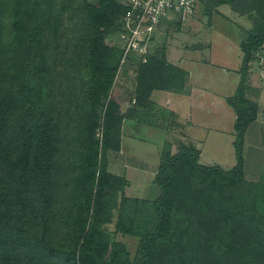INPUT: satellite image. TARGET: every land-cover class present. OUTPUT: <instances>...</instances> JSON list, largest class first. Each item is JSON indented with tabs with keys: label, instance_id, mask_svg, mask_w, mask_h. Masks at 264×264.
Segmentation results:
<instances>
[{
	"label": "trees",
	"instance_id": "16d2710c",
	"mask_svg": "<svg viewBox=\"0 0 264 264\" xmlns=\"http://www.w3.org/2000/svg\"><path fill=\"white\" fill-rule=\"evenodd\" d=\"M96 1L97 5H92L83 0L90 28L89 73L93 72L96 77L88 95L90 111L87 121L92 123L90 128L88 125L85 128L87 137L84 139L86 145L81 172L74 179L69 194L72 203L80 202L89 182H93L99 192L97 195L91 192L87 205L84 201L80 205L78 215L81 216L77 215L78 219L68 233L71 242L63 248L57 241L58 229L62 227L56 219L65 197L62 184L65 165L61 157L65 151L60 131L54 125L51 113L44 110L43 103L44 83L50 70L47 63L40 62L44 55L41 37L45 22L40 18L45 15L44 3L40 0H0V264H99L95 247L96 229L88 228L89 212L94 215L99 212L101 194L106 185L103 174L97 172L99 144L94 140V134L100 124L95 115L101 96L108 98V90L115 77L116 67L110 62L116 59V51L96 36L109 29L117 16V19L121 18L125 8L118 0ZM236 1L213 0L211 4L214 9L232 6V10L241 15L254 10L251 7L241 10L235 5ZM243 4L245 2L240 5ZM259 27L258 33L249 36L248 42L241 46L244 54L241 81L235 95L228 99L236 113L235 167L225 171L218 166L200 165V152L185 145H181L176 155H172L170 149L164 150L156 178L162 195L152 204L155 225L140 236L141 256L133 264H157L155 257L160 247L178 249L185 246L191 254L198 255L200 248L208 243L203 223L188 217L186 211L175 203L186 184L190 187L191 178L196 181V186L216 187L226 205H234L236 199V221L229 220L230 215L224 219L227 226H236V245L227 246L221 258H232L236 264H264V252L255 254L252 250L256 245V239L250 236L255 232L253 218L249 220L250 216L243 217L242 213V208L252 197V185L244 179V146L248 128L258 119V106L246 98V87L254 52L264 48V23ZM140 66L142 79L156 72L160 75L170 72L172 77L179 73L177 79L180 84L176 89L184 84L185 73L182 70L155 57H150ZM161 89L171 87L155 86L154 83L147 96L153 90ZM183 168L192 175L185 181ZM65 194L68 196L67 192ZM119 225L120 232L134 234L121 223ZM206 249L209 251V246Z\"/></svg>",
	"mask_w": 264,
	"mask_h": 264
},
{
	"label": "rangeland",
	"instance_id": "374dc122",
	"mask_svg": "<svg viewBox=\"0 0 264 264\" xmlns=\"http://www.w3.org/2000/svg\"><path fill=\"white\" fill-rule=\"evenodd\" d=\"M212 1L200 0L198 10L186 24L168 25L158 36H155L156 46L152 49L153 57L165 61V56L168 57L169 51L174 47L184 50L188 47L197 49L204 46L206 49L208 42L205 39L208 38L207 34H210L213 27V23L207 18L211 17L209 13H212V16L214 14L224 16L218 12V8H212ZM40 2L44 3L43 8L45 9V15L40 17L45 22V31L41 37V42L44 44V55L41 56L40 62L47 63L50 69L44 83L46 85L43 96L44 110L53 116L54 125L60 131V139L63 138V150L65 151V154L61 156L65 165L63 171L65 174L62 177L65 197L56 219L60 221L62 227L58 229L59 240L57 241L60 242L61 247L65 248V245L67 247L71 242L68 233L74 221L78 219L77 215L81 212L80 205L83 201L87 205L86 200L89 199L91 192L96 195L99 192L97 186L89 182L80 202L72 203L69 194L73 188L74 179L81 172L86 145L84 139L87 137L85 128L86 125L90 128L89 125L92 123L87 121V114L90 111L88 95L96 75L93 72L89 73L90 28L88 14L83 10V0H40ZM88 2L97 5L96 0H88ZM241 2L245 4L240 5ZM235 5H238L237 7L241 10L248 7L254 9L247 11L244 15L239 14L247 17L252 23V28L249 31L244 30L247 33L241 36L243 40H246V34L249 36L257 34L260 24L264 23V0H237ZM229 7L232 8V6ZM117 17L113 19L109 29L100 30V34L96 36L102 40L104 45L111 46L116 51V59L110 62V65L116 67L115 77L108 90V98L101 96L95 115L100 124L94 134V140L99 144L97 172L103 174L106 185L101 194L99 212L96 215L92 211L89 212L88 228L96 229L95 247L99 264H133L136 259L140 258V236L153 229L155 214L152 204L162 195V190L156 182L162 163V152L170 149L172 155H176L181 150L180 145H175L177 152H173L171 146L163 149L167 134L160 130L167 123V118L162 122L165 114L161 115V110L154 107L147 96L154 83L155 86H169L176 89V86L180 84V80L177 79L179 73L172 77L170 72L162 75L156 72L142 79L143 70L140 66L142 63L135 64L137 55L136 57L133 55L128 62L122 63L124 40L121 36L123 30L121 18L117 19ZM227 21L229 23L219 24L221 21L216 20V28L219 30L214 31L215 34L212 36V43L216 46L212 53L202 51L191 55L198 59L207 57L215 61V57L222 54L223 47L219 45L222 37H229L228 35L236 33V21ZM244 21L249 23L247 20ZM197 37H199L198 40ZM151 47L146 58L149 55L152 57ZM138 56L142 58V55ZM253 58V66H258L264 78V48L254 52ZM229 60L233 65L240 64L237 61L236 51L232 53ZM132 61L134 64L131 63ZM220 62L221 60L217 61V63ZM165 63L167 64L166 61ZM205 69L210 72V76H212L211 71L218 70L214 66H202L199 71L204 73ZM205 77L207 80L212 79V77ZM236 77H231V81ZM257 88L260 95L264 96V83L258 85ZM143 124H149L153 126V129L143 127L138 136ZM138 128L139 131L136 130ZM260 133L258 127L253 128L251 135L248 136V144L246 143L244 153V179L252 185V197L247 200L242 213L243 217L250 216L249 220L253 218L254 223L252 224L255 232H251L250 236L256 239V245L260 244L256 247L253 243L255 248L252 250L255 254L264 252V140ZM262 134L264 135V131ZM221 143L223 145L219 149L218 160L220 165L209 163L212 152L207 150L208 148L205 149L204 158L201 160L199 157L198 163L206 167L218 166L225 171H231L237 163L235 153L230 152V142L227 139ZM233 149L235 151L234 146ZM182 176L184 181L188 176L192 177L185 168L182 170ZM195 184L196 181L193 182L191 178L190 187L186 184L175 203L186 211L188 217L203 223L202 229L208 237V243L200 248L198 255L191 254L189 248L185 246L178 249L171 246L160 247L157 250L155 263L236 264V260L232 258H221L227 246L236 245L235 224L227 226L224 223L227 215H230L229 220L236 221V199L234 205H226L220 199L221 193L216 187L196 186ZM248 209H251L249 213ZM120 223L122 227L134 234L120 232ZM208 246L209 251L206 249Z\"/></svg>",
	"mask_w": 264,
	"mask_h": 264
},
{
	"label": "crops",
	"instance_id": "0c3cea01",
	"mask_svg": "<svg viewBox=\"0 0 264 264\" xmlns=\"http://www.w3.org/2000/svg\"><path fill=\"white\" fill-rule=\"evenodd\" d=\"M217 10L220 14L227 17V19L217 14H214L210 18L209 16L207 17L213 23V27L210 34H207L208 38L205 39L208 42L206 49L204 46H200L197 49H190L188 47L184 50L174 47L169 51L168 57L166 55L164 58L167 62L166 65L178 68L185 73L186 82L184 81L182 88L153 90L149 95V99L154 104V107L161 110V115L165 114L162 122L167 118V123L160 130L161 132L165 131L167 134L163 149L166 146H171L173 148L171 150L177 152V146L185 145L198 150L202 160L204 153H206L205 149L208 148L207 150L212 152L211 162L209 163L220 165L221 163L218 160L219 149L223 145L222 141L227 139L230 142V152L232 153L233 151L235 153L233 146L236 139L234 130L236 113L229 105L228 99L235 95L240 83L244 58L241 46L247 41L249 34H246V40H243L244 38L241 36L252 28V23H250L251 21L247 17L235 13L229 5H223ZM217 19L221 21L219 24H226L227 20L236 21V33H232L231 36L227 34L229 37H222V41L219 44L221 45L220 47H223L221 49L222 54L219 57H215V61L207 57L199 59L193 57L192 53H200L202 51L212 53L213 49L216 48L212 43V36L215 34L214 31L219 30V28H216ZM244 20H247L249 23H246ZM196 39L198 40L199 37ZM190 41H192V38H190ZM155 46L156 41L153 42L150 49L152 57L154 56L152 49ZM235 51L238 54L237 61L240 62L237 65L231 64L229 60ZM240 51L242 52L241 54ZM149 56L151 57V55ZM149 56L147 57V61L150 58ZM219 60L221 62L217 63ZM253 64L254 62L250 64L247 77L246 98L258 106V119L250 125L246 132L244 153L246 143L248 144V136L249 134L251 135L254 127L260 129V136L264 140V135L262 134V131H264V96L260 95L257 88L258 85L264 83V78H262L263 73L258 70V66H253ZM202 66H214L219 71H211L212 76H210V72L206 71V69L204 73L199 71V68ZM205 76L212 77V79L207 80ZM233 76L237 77L231 81V77ZM184 105L185 109L183 110ZM143 127L153 129V126L143 124L140 127V131L139 128L136 129L139 131L138 136Z\"/></svg>",
	"mask_w": 264,
	"mask_h": 264
},
{
	"label": "built area",
	"instance_id": "2783aa9c",
	"mask_svg": "<svg viewBox=\"0 0 264 264\" xmlns=\"http://www.w3.org/2000/svg\"><path fill=\"white\" fill-rule=\"evenodd\" d=\"M125 8L121 17L124 56L122 63L133 55L135 64L147 62L149 48L168 25L184 24L195 15L200 0H119ZM138 55H142L140 58ZM131 63L134 64L132 61Z\"/></svg>",
	"mask_w": 264,
	"mask_h": 264
}]
</instances>
